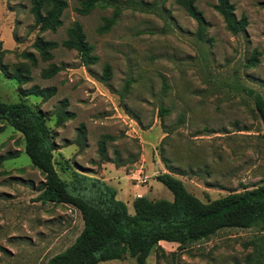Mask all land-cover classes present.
<instances>
[{
    "label": "rangeland",
    "instance_id": "obj_1",
    "mask_svg": "<svg viewBox=\"0 0 264 264\" xmlns=\"http://www.w3.org/2000/svg\"><path fill=\"white\" fill-rule=\"evenodd\" d=\"M116 1L120 16L100 33L114 3L82 15L78 0H66L62 24L41 31L30 12L32 0H0V100H24L46 116L60 177L69 180L76 170L104 181L129 213L137 192L173 199L155 179L169 170L204 202L263 183L264 127L254 96L264 100V0H230L235 16L247 18L237 34L227 30L216 0L195 2L204 18L201 34L175 0ZM74 22L94 47L96 63L85 65L76 50L61 44ZM37 37L57 42L52 58H41ZM51 64L61 69L45 77ZM105 65L107 81L101 79ZM17 71L29 80L15 78ZM33 85L54 91L47 99L25 94ZM58 112L72 116L58 122ZM1 126L0 264H46L73 243L83 219L71 205L36 198L43 174L24 151L22 134L0 120ZM103 134L113 137L105 158L98 150ZM66 163L70 168L63 170ZM160 247L146 264H247L248 256L264 264L258 227L224 228L183 250L166 241ZM98 264L137 263L126 257Z\"/></svg>",
    "mask_w": 264,
    "mask_h": 264
},
{
    "label": "trees",
    "instance_id": "obj_2",
    "mask_svg": "<svg viewBox=\"0 0 264 264\" xmlns=\"http://www.w3.org/2000/svg\"><path fill=\"white\" fill-rule=\"evenodd\" d=\"M78 1L76 11L82 15L100 4H115L112 15L105 17L98 27L100 33L110 30L120 16L116 0H102L103 3L100 0ZM175 1L196 20L198 32L203 33L204 18L195 4L196 0ZM66 6V0H32L30 12L34 25L41 31H55L62 24L61 16ZM214 7L222 16L228 31L237 34L245 30L246 16L237 18L235 6L230 0H216ZM61 44L67 49L76 50L85 65L98 61L93 52L94 47L86 40L79 22H74L67 29V37ZM56 46V41L41 37L34 41V47L43 60L52 58L50 50ZM2 52L0 40V54ZM25 55L33 65L36 64L37 59L32 53L27 52ZM60 69L51 64L43 75L50 77ZM110 73V66L105 65L101 79L107 81ZM14 77L20 81L30 78L19 71ZM53 91L54 88L40 89L33 85L24 93L47 99ZM254 103L264 127V100L260 94L254 96ZM160 113H166V109L161 108ZM67 116H72V113L58 112L57 121L61 122ZM0 120L22 134L24 151L33 166L43 174L36 198L42 202L71 205L83 219V227L73 243L50 257L46 264H98L126 257L133 258L137 264H146L151 251L161 248V241L177 243L178 250H183L189 244L206 239L224 228L258 227L264 232V182L204 202L189 192L183 181L169 170L157 174L155 179L170 189L173 199H150L139 195L133 198V213H129L126 203L116 197V189L104 181L76 170H72L69 180L60 177L54 160L57 143L46 116L40 110L34 109L24 100L13 103L0 100ZM112 139L111 135L103 134L98 140L101 157L106 156V141ZM10 157L13 155L7 154L6 159ZM3 159L0 156V163ZM61 167L63 170L70 168L68 163ZM253 244L258 247V244ZM258 263L259 259L248 256L247 264Z\"/></svg>",
    "mask_w": 264,
    "mask_h": 264
},
{
    "label": "crops",
    "instance_id": "obj_3",
    "mask_svg": "<svg viewBox=\"0 0 264 264\" xmlns=\"http://www.w3.org/2000/svg\"><path fill=\"white\" fill-rule=\"evenodd\" d=\"M129 192H131V189H129ZM139 195H144V194L142 192H137L136 194L131 195L132 196L131 199L133 200L134 197Z\"/></svg>",
    "mask_w": 264,
    "mask_h": 264
}]
</instances>
